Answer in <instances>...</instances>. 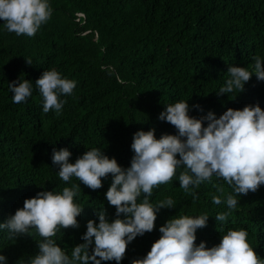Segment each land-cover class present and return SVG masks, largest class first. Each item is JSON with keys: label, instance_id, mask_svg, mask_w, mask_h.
<instances>
[{"label": "trees", "instance_id": "trees-1", "mask_svg": "<svg viewBox=\"0 0 264 264\" xmlns=\"http://www.w3.org/2000/svg\"><path fill=\"white\" fill-rule=\"evenodd\" d=\"M48 3L51 18L33 37L8 32L0 20V223L38 192L58 193L78 184L74 202L83 209L77 217L79 228L60 229L53 237L71 256L75 246L85 243L82 236L89 220L98 225L101 211L109 222L116 218L115 207L106 199L112 176L103 178L95 191L75 177L64 182L52 162L54 150L67 148L72 153L69 162L75 163L86 151L98 148L126 169L134 155V133L154 128L157 139L165 133L178 134L158 118L168 104L187 102L189 115L195 118L209 111L219 118L229 108L242 110L247 105L264 109V81L255 75L243 92L217 95L229 66L251 70L254 56L264 60V0ZM52 69L76 82L71 95L60 97L67 101L60 115L54 110L43 112V97L35 84L45 70ZM20 79L31 82L32 95L16 104L9 84ZM181 171L154 188L150 197L154 206L171 197L175 207L159 210L154 230L130 242L119 264L144 258L169 219L202 214L209 219L205 228L197 230V245L203 241L213 247L228 229H244L251 247L264 259V185L255 193L237 196L236 210L226 222H217L215 215L228 209L224 203H212V196L220 195L213 185L224 187L225 199L235 195L232 188L213 176L194 190L198 198L193 203V196L180 188ZM30 231L32 235L9 240L7 230H0V254L7 258L6 264H27L38 254L37 241L42 238ZM92 249L94 243L90 253Z\"/></svg>", "mask_w": 264, "mask_h": 264}, {"label": "clouds", "instance_id": "clouds-1", "mask_svg": "<svg viewBox=\"0 0 264 264\" xmlns=\"http://www.w3.org/2000/svg\"><path fill=\"white\" fill-rule=\"evenodd\" d=\"M51 15L48 0H0V20L8 32L17 36H35ZM253 59L251 70L229 66L228 78L219 88L218 96L243 92L253 75L264 81V60L259 55ZM26 61L32 64L30 59ZM35 84L43 97V112L54 110L57 115L67 103L60 97L71 95L76 87L75 81L62 78L55 69L45 70ZM9 88L16 104L32 95L31 82L27 79L13 81ZM189 110V104L181 101L166 105L159 114V120L174 126L176 135L165 133L157 139L154 128L134 133L131 144L134 155L126 169L98 148L86 151L75 163L69 162L72 153L67 148L54 150L52 162L59 168L58 176L64 182L75 177L95 191L102 187L103 178L112 176L106 199L115 207L116 218L109 222L106 212L101 211L98 225L89 220L82 236L85 243L75 246L71 256L53 237L60 229L79 228L77 217L83 209L74 202L80 191L78 184L64 187L62 192L41 191L25 199L22 208L0 223V230H7L9 240L32 235L30 230L42 238L37 241L38 254L27 264H101L112 260L119 264L130 242L154 230L159 210L175 207L171 197L155 206L150 203V197L154 188L172 181L180 168H183L178 176L180 188L193 196V203L198 198L194 190L202 182L211 181L213 176L232 188L235 195L229 194L225 199L224 187L213 185L220 195H213L212 203H224L228 209L217 213L215 219L226 222L237 208V196L255 193L264 185V109L259 104L247 105L242 110L229 108L219 118L211 111L195 118L189 115ZM142 193L143 200L138 203ZM208 219L207 214L169 219L159 228L162 235L147 255L134 259L131 264H264V259L248 242L244 229H228L213 247H207L203 241L197 245V230L205 228ZM218 231L221 233L223 229ZM6 260L0 254V264H6Z\"/></svg>", "mask_w": 264, "mask_h": 264}]
</instances>
